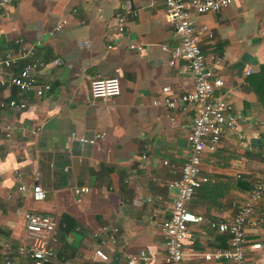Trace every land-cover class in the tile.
Returning <instances> with one entry per match:
<instances>
[{"label": "crops", "instance_id": "crops-1", "mask_svg": "<svg viewBox=\"0 0 264 264\" xmlns=\"http://www.w3.org/2000/svg\"><path fill=\"white\" fill-rule=\"evenodd\" d=\"M163 11V0H13L0 10V58L16 51V40L34 45L33 58L45 63L39 80L50 84L41 96L0 86L1 100L27 103L22 110H0V243H10L14 264L28 261L16 254L19 245L32 241L26 211L58 221L56 258L48 264H128L142 252L147 261L136 264H166L160 224L170 215L176 190L165 182L179 177L190 152L194 110L169 109L154 100L162 98L163 86L173 93L191 90L194 78L184 59L170 63L177 38ZM117 12L126 13V29L109 38ZM191 19L213 33L197 35L202 49L220 59L214 70L230 89L238 131H225L217 149L204 154L202 173L209 181L188 206L207 221H223L234 204L247 201L251 184L264 172V0H233L219 12L192 11ZM131 42L143 50L129 49ZM22 65L16 60L5 76ZM109 77H118L121 89L106 106L92 98L90 81ZM94 131L106 132L97 145L71 138L72 132ZM18 171L28 186L38 183L45 190L44 200L17 190ZM78 186L91 191L76 196ZM255 215L258 224L246 231V256L249 264H264V194ZM104 225L118 229L115 243L102 245L93 236ZM189 230L186 264H232L203 259L227 247L226 234L207 222Z\"/></svg>", "mask_w": 264, "mask_h": 264}, {"label": "built area", "instance_id": "built-area-1", "mask_svg": "<svg viewBox=\"0 0 264 264\" xmlns=\"http://www.w3.org/2000/svg\"><path fill=\"white\" fill-rule=\"evenodd\" d=\"M233 0H163L164 17L173 29L177 38L175 46L170 48L173 64L176 59H184L187 67L194 78V86L191 90L182 93H173L169 86L161 88L162 98H156L154 104L163 103L169 109H186L193 107L194 116L191 129L187 135L190 145V152L180 167V175L177 178L167 180L165 185L176 190V197L170 211V215L164 218L160 224V234L165 248L166 264H186L184 259V245L190 237V226L193 224L206 223L210 229H214L227 236V247L216 248L203 254L205 261L226 260L232 264H249L247 261V239L246 231L250 226L258 224L255 215V204L260 201L264 194V172L257 177L250 189L247 201L243 204H234L232 216L223 221L206 220V218L193 212L189 203L195 192L209 178L202 173V158L205 153L217 149L221 137L225 131H238V117L234 113L231 102L230 89H224L225 82L221 75L214 70V65L220 63V59L213 51H204L198 39V32H204L210 38L212 31L205 25H198L191 19V12L204 14L219 12L226 8ZM13 0H0V10L6 8ZM114 33L122 34L126 29V13H115ZM64 21L56 25L59 30ZM16 51H8L0 58V86L15 87L20 93L33 92L37 96L50 89V84L41 82L38 72L45 63L42 60L34 59V45L22 43L16 40ZM108 47H111L109 45ZM129 49L142 51L141 43L131 42ZM162 49H168L165 45ZM16 60H22L23 65L17 73L6 77L8 69L12 68ZM247 73L252 69L247 67ZM121 89L118 77L94 78L90 81V94L92 98L102 105L108 106L112 100L119 95ZM25 101L10 98L0 99V110L11 108L22 110L26 108ZM106 137L105 131H94L92 135H79L71 133V138L81 143L97 145ZM143 161L147 154H142ZM162 163L173 166L168 160ZM145 167L144 163L139 164ZM18 180L17 190L29 192L30 197L35 201H42L46 197L45 190L38 184L27 185L23 182L22 174L16 172ZM151 181H158L152 176ZM76 196H82L91 191L89 186H78L74 189ZM142 197L140 196L139 200ZM161 199L160 196L157 197ZM147 201H152L151 197ZM25 230L31 238L30 245L21 244L16 249L17 255L27 258V264H48L56 258L54 243L58 237V221L55 216L39 211H26L23 213ZM202 234L206 230L200 231ZM118 229L104 225L93 233L102 245L115 243V235ZM2 264H14V255L9 242L0 243ZM147 261L145 253L132 256L128 264H136L137 261Z\"/></svg>", "mask_w": 264, "mask_h": 264}, {"label": "trees", "instance_id": "trees-1", "mask_svg": "<svg viewBox=\"0 0 264 264\" xmlns=\"http://www.w3.org/2000/svg\"><path fill=\"white\" fill-rule=\"evenodd\" d=\"M200 188H201V187H200ZM251 188H252V184H251ZM198 189H199V188H198ZM198 189H197V190H198Z\"/></svg>", "mask_w": 264, "mask_h": 264}]
</instances>
